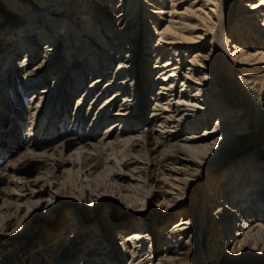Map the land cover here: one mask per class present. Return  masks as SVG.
<instances>
[{"label": "bare ground", "instance_id": "bare-ground-1", "mask_svg": "<svg viewBox=\"0 0 264 264\" xmlns=\"http://www.w3.org/2000/svg\"><path fill=\"white\" fill-rule=\"evenodd\" d=\"M2 3L21 11L15 30L1 32L0 38L23 53L19 68L30 89L42 83L49 60L59 53L56 49L61 44L66 45L68 73L74 72L78 62L86 68L93 66L90 61L94 57L107 65L114 58L120 59L111 72L100 71L98 66L90 70L95 76L77 98L76 108L100 84L107 91L115 88L101 105V115H106L104 122L111 123L100 142H85L72 153L80 159L103 147L126 149L122 164L127 172L120 175L128 184L118 189L124 187L131 192L130 188H144L149 183L155 187L142 205L127 204L120 195L111 198L119 212L112 215L114 220L105 228V235L88 243L81 257L83 264H92L99 258V264H112L111 258H126L128 264H190L193 249L201 252L200 241L207 234L211 240L204 264H212L217 256L230 261L229 242L234 253L247 250L264 254V148L257 147L249 154L245 150L254 135L262 132L264 117V0H0V17L4 14ZM39 40L45 41L40 47L41 60L36 59ZM6 52L7 47L0 44L4 57L14 56ZM142 61L152 64L157 87L146 86L142 80L146 70ZM31 62L36 64L28 68ZM218 70L251 100L250 117L225 102L218 85ZM134 76L144 88L142 92L132 87ZM60 80L55 78L54 84ZM48 93L49 90L37 92L38 100ZM138 99L155 102L149 117L154 125L144 129L140 116L131 111ZM114 106L116 112L106 111ZM99 118L100 115L94 121ZM112 133L115 140L109 141L106 138ZM242 133L245 134L239 136ZM150 143L151 149L147 148ZM71 145L72 141L68 147ZM159 147L166 151L156 166L146 151L152 153ZM154 166L160 169V177L152 175ZM220 166L224 170L220 180H215L209 189L215 178L211 171ZM140 174H144L143 180ZM38 180L34 181L36 185ZM195 184L208 189L196 221L192 215L180 217L165 229L161 239L167 254L156 258L148 215L171 214L189 197ZM43 189L35 187L32 193L38 197L34 205L38 210L46 208L39 199L45 193ZM158 194L162 197L154 205L151 198ZM109 198L96 196L98 201ZM252 213L257 220H251ZM71 222L75 233L68 236L72 252L68 259L81 243L78 236L82 234L75 231L79 222L74 217ZM121 223L131 226L123 230ZM117 229L123 239L119 257L115 254L118 246L112 245L109 234ZM72 235L74 238H70ZM179 238L183 243L178 242Z\"/></svg>", "mask_w": 264, "mask_h": 264}, {"label": "rangeland", "instance_id": "rangeland-1", "mask_svg": "<svg viewBox=\"0 0 264 264\" xmlns=\"http://www.w3.org/2000/svg\"><path fill=\"white\" fill-rule=\"evenodd\" d=\"M8 6V3H2L4 14L0 17V33L15 30V23L21 17L20 10ZM231 13L236 15L233 11ZM231 18L233 19L232 16ZM1 40L0 38V44L7 47L6 53L14 56L6 58L0 53V80L3 81V87L0 88V264H62L66 261V264H83L82 258L88 243L105 235V228H109L111 221L114 220L112 215L119 212L111 198L120 195L119 197L127 204L142 205L146 203L147 197L155 187L154 184L149 183L145 185L146 188H130L131 192L125 191L124 187L118 189L119 186L128 184L126 180H121L120 175L127 172V168L122 164L126 149L103 147L88 152L80 159L72 153L76 147L85 142H100L107 132V125L111 122H104L106 115H101L103 114L101 105L106 97L112 95L115 88L107 91L105 86L100 84L84 98L78 108L76 101L82 92L88 89L90 80L94 78L95 74L91 75L93 68L98 66L100 71L110 69L111 72L120 59L114 58L110 66L107 62H100L99 57L98 59L94 57L90 63L97 62V65L92 63L93 66L86 68L78 62L74 72L72 70L68 73L65 70L66 45L61 44L56 49L59 53L53 54L54 57L49 60L50 66L42 83L37 82V86L30 89L23 70L19 68L23 53L12 44H8L6 40ZM44 42L39 40L38 48L42 47ZM42 55L43 50L40 48L36 59L41 60ZM35 62H31L28 68L33 67ZM141 65L146 69L142 79L146 86L157 87L156 73L151 68L152 64L142 61ZM183 71L185 69L182 70V74ZM55 78L61 79L57 85L54 84ZM137 79L136 76L132 78V87L142 92L144 88L139 85ZM114 80L115 77L112 78V81ZM218 85L223 90L225 102L230 107L244 112L247 117L252 115L251 100L245 97L237 89V85L225 77L220 70H218ZM41 90H49V93L42 95L39 101L37 92ZM104 91L106 93L100 96ZM154 103L153 100L134 101V108L131 111L137 112L132 113L137 114V117L140 116L138 118L142 121L141 129L154 125L153 122H149ZM113 108L106 111L116 112L117 106ZM99 115L100 118L94 121ZM262 119V132L256 133L253 142L245 148L247 154L257 147L264 148V117ZM209 124L211 126L212 122ZM113 133L106 139L114 141ZM240 133L241 131L238 132ZM71 141L72 145L68 147ZM52 148L54 151L48 154L47 151ZM147 148L151 149L153 145L150 143ZM43 150L46 152L45 155L42 154ZM155 151L152 153L146 151V154L156 165L157 159L166 149L159 147ZM156 166L152 168V175L160 177V169ZM223 171L221 166L211 171L215 178L209 189L215 185V180H218ZM141 179H144V174L141 175ZM201 179L202 177L200 181ZM36 180L39 182L37 185L34 182ZM35 187L44 188V195L39 197L46 204L43 210L34 207L38 201L36 199L38 197H33L32 194ZM207 190L195 184L193 189L189 190V197L182 200L171 214L158 212L148 215V226L153 231L151 245L154 250L156 249L154 254L156 258L167 254L165 241L161 239L164 237L163 231L177 222L180 217L184 219L192 215L196 221L195 216ZM101 195L109 196L110 201L109 199L98 201L96 196ZM161 197L162 195L158 194L151 198L154 205ZM252 214L251 220H257L258 216ZM71 217L79 222V227L75 231L82 234L78 236L79 241L77 240L81 243H78L76 251L68 259V255L72 253L68 246V236L74 232L71 227L73 225ZM236 223L234 222V229ZM261 223L264 224V221ZM128 225L130 224L121 223L119 226L125 230ZM116 231L118 229L112 230L109 234L112 245L118 246L115 254L119 257L122 254L119 243L121 244L123 239ZM207 235L201 238L199 245L201 252L198 253L197 249H193L190 264H204V259L208 258L211 237ZM183 238L178 239L180 244L183 243ZM149 241L146 248L149 247ZM232 247L233 244L229 242L227 250L232 251L230 261L217 256L212 264H264V254L247 250L234 253ZM99 260L100 258L96 259L92 264H99ZM117 260L111 258L110 263L128 264L126 258Z\"/></svg>", "mask_w": 264, "mask_h": 264}]
</instances>
